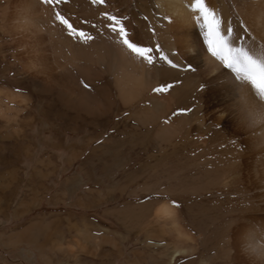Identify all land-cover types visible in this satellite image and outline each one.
<instances>
[{
	"label": "bare ground",
	"instance_id": "1",
	"mask_svg": "<svg viewBox=\"0 0 264 264\" xmlns=\"http://www.w3.org/2000/svg\"><path fill=\"white\" fill-rule=\"evenodd\" d=\"M118 1L58 5L85 33L79 37L42 0H0V119L8 128L20 120L28 125L32 116L22 113L35 96L42 117L59 101L98 119L119 101L116 116L129 137L122 148L149 152L151 183L132 193L160 197L107 213L147 232L154 264L179 258L181 264H264V125L246 123L240 82L208 52L194 0H132L145 44L134 40ZM204 2L221 18L224 34L231 26L233 46L264 45V0ZM107 16L120 21L130 43L153 49L151 65L122 43ZM157 45L176 68L160 59ZM169 84L166 92L153 91ZM24 235H13L11 244Z\"/></svg>",
	"mask_w": 264,
	"mask_h": 264
},
{
	"label": "rangeland",
	"instance_id": "2",
	"mask_svg": "<svg viewBox=\"0 0 264 264\" xmlns=\"http://www.w3.org/2000/svg\"><path fill=\"white\" fill-rule=\"evenodd\" d=\"M118 2L134 40L145 44L131 15L134 2ZM36 99L22 113L32 116L28 125L20 120L8 128L0 119V264H154L147 232L128 229L107 213L160 197L132 193L151 183L149 152L122 148L129 137L116 116L119 101L97 119L59 101L42 117ZM25 232L11 244L13 235Z\"/></svg>",
	"mask_w": 264,
	"mask_h": 264
},
{
	"label": "snow or ice",
	"instance_id": "3",
	"mask_svg": "<svg viewBox=\"0 0 264 264\" xmlns=\"http://www.w3.org/2000/svg\"><path fill=\"white\" fill-rule=\"evenodd\" d=\"M46 5L53 8L54 16L57 21L65 25L69 29L70 35L84 37L85 33L77 32L75 28L69 24L68 20L56 10L57 6L64 3L65 0H42ZM103 0H93V3H102ZM192 12L196 13L195 20L202 31H204L205 42L208 46V52L211 57L219 61L224 68L230 69L235 73L236 79L240 82L241 91L243 93L242 100L245 105L246 123L248 125L261 124L264 125V45L259 50L240 46H233L231 39L233 30L230 25L226 27V34L221 30V18L209 8L204 0H194L190 5ZM107 15V14H105ZM108 21L114 22L110 24L113 32H116L122 39V43L127 46L136 56L141 57L149 65L154 61L152 48L138 47L134 43H130L127 37L125 28L120 24V21L115 16H107ZM245 34L248 29H243ZM87 39H92L88 36ZM156 52L159 53L160 59L167 61L172 67L176 68L167 56L160 51L159 46H156ZM87 87V85H85ZM172 85L161 86L154 88L155 92H166ZM251 90V94L249 91Z\"/></svg>",
	"mask_w": 264,
	"mask_h": 264
},
{
	"label": "crops",
	"instance_id": "4",
	"mask_svg": "<svg viewBox=\"0 0 264 264\" xmlns=\"http://www.w3.org/2000/svg\"><path fill=\"white\" fill-rule=\"evenodd\" d=\"M114 187H111V188H108L107 190H111V189H113ZM106 190V189H105ZM135 190V189H134ZM124 206H126V205H124ZM112 219V218H111ZM101 224H103L102 222H100ZM118 223V222H117Z\"/></svg>",
	"mask_w": 264,
	"mask_h": 264
}]
</instances>
